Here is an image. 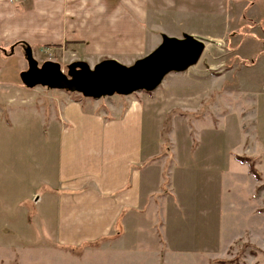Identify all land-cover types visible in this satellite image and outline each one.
Segmentation results:
<instances>
[{"label":"rangeland","instance_id":"374dc122","mask_svg":"<svg viewBox=\"0 0 264 264\" xmlns=\"http://www.w3.org/2000/svg\"><path fill=\"white\" fill-rule=\"evenodd\" d=\"M234 1L150 0L155 46L163 34H189L206 47L196 66L135 96L150 102L143 166L160 170L148 193L158 212L128 226L127 216L128 228L119 225L95 247L57 246L61 220L42 182L56 165L52 143L41 139L52 101L31 96L72 93L27 89L19 78L24 52L0 50V86L19 93L0 89V264H264V26ZM32 52L39 65L54 61L63 73L77 62L58 49Z\"/></svg>","mask_w":264,"mask_h":264},{"label":"crops","instance_id":"0c3cea01","mask_svg":"<svg viewBox=\"0 0 264 264\" xmlns=\"http://www.w3.org/2000/svg\"><path fill=\"white\" fill-rule=\"evenodd\" d=\"M239 2L245 4L250 23L264 26V0ZM154 9L150 0H0V50L23 42L33 50L71 52L92 66L105 59L130 66L159 45L148 29ZM0 89L19 96L13 84ZM139 94L106 104L81 101L74 94L31 96L52 101L53 114L41 139L52 143L56 165L42 182L54 193L61 220L58 247L106 240L119 225L125 229L127 216L128 226L141 214H157V202L148 193L160 170L155 164L146 170L143 166L150 102L136 98ZM207 193L201 192L203 199ZM167 245L172 254L173 246Z\"/></svg>","mask_w":264,"mask_h":264},{"label":"water","instance_id":"95a60500","mask_svg":"<svg viewBox=\"0 0 264 264\" xmlns=\"http://www.w3.org/2000/svg\"><path fill=\"white\" fill-rule=\"evenodd\" d=\"M205 47V42L193 35L176 38L163 34L153 51L130 66L114 59L102 60L93 67L77 61L69 64L67 72L63 73L57 62L46 61L39 65L31 47L26 46L23 51L27 69L19 78L27 89L43 87L92 100L114 95L128 97L139 92H154L169 74L183 73L196 66Z\"/></svg>","mask_w":264,"mask_h":264},{"label":"trees","instance_id":"16d2710c","mask_svg":"<svg viewBox=\"0 0 264 264\" xmlns=\"http://www.w3.org/2000/svg\"><path fill=\"white\" fill-rule=\"evenodd\" d=\"M14 47H18V48H20L22 51L24 50V48L27 46V44L26 43H23V42H18V43H15L14 45H13ZM24 52V51H23ZM105 238H102V239H100V240H98V241H96L95 243H87V244H84V247H86V246H90V247H95V245H98L102 240H104ZM83 247V248H84ZM82 248V249H83ZM64 249H69V248H67V247H64ZM81 249V250H82Z\"/></svg>","mask_w":264,"mask_h":264},{"label":"flooded vegetation","instance_id":"af4514ba","mask_svg":"<svg viewBox=\"0 0 264 264\" xmlns=\"http://www.w3.org/2000/svg\"><path fill=\"white\" fill-rule=\"evenodd\" d=\"M67 72V71H66Z\"/></svg>","mask_w":264,"mask_h":264}]
</instances>
